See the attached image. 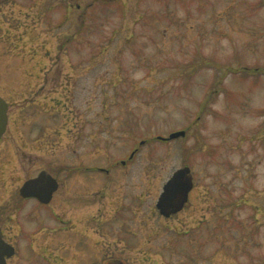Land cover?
Returning a JSON list of instances; mask_svg holds the SVG:
<instances>
[{
	"label": "rangeland",
	"instance_id": "rangeland-1",
	"mask_svg": "<svg viewBox=\"0 0 264 264\" xmlns=\"http://www.w3.org/2000/svg\"><path fill=\"white\" fill-rule=\"evenodd\" d=\"M242 68H264V0H0V96L10 105L0 157L18 159L22 183L75 163L136 173L125 181L142 188L132 226L141 236L97 229L131 249L140 241L138 264H264V74L231 72ZM177 131L187 136L159 143ZM184 166L188 206L165 219L158 197ZM25 203L6 226L13 237L23 225L22 242L58 217ZM73 233L61 232L74 246L66 259L39 239L24 258L80 263L89 246Z\"/></svg>",
	"mask_w": 264,
	"mask_h": 264
},
{
	"label": "flooded vegetation",
	"instance_id": "flooded-vegetation-1",
	"mask_svg": "<svg viewBox=\"0 0 264 264\" xmlns=\"http://www.w3.org/2000/svg\"><path fill=\"white\" fill-rule=\"evenodd\" d=\"M3 151H5L4 148L0 149V153ZM135 151H137L136 147L132 149V152ZM128 158L131 160L129 163L124 160L120 161V164L125 168L130 166L133 161L130 155ZM17 161L16 158L15 165H12L11 161L5 159V157L4 159L0 157V188H2L0 218L3 219L0 228L4 239L15 248V254L7 260V264H11V262H13L12 264L18 262L29 264L27 258L24 257L30 250H34V243L38 239L41 246L38 247L43 251L45 248L50 249L52 243H58L59 246L55 250L59 256L63 257V253L74 248L73 244L68 242L64 236H73L74 241L73 232L75 231H77V235L80 231V241L78 238L77 241L89 246L86 252H77V256L80 255V263L78 264H86L91 255L98 259L96 263L92 261V264H138L137 259L133 261L131 258H133V255H142L143 250L140 248V241H137L138 246L131 249L125 240L111 235L103 238L97 229L105 222H109L111 223L110 230L116 228L121 231V234L126 232L127 235L141 236L137 228L132 230V226L141 217L138 208L143 205L142 188H140V184L137 185L138 181L132 186L125 181L128 177L136 178V173L133 174L131 170L113 171L104 166L75 163L71 169L69 167L63 169L62 167L58 171L49 172L42 168L22 183L21 174L12 169V167L15 168ZM116 163L118 164V161ZM43 171H47L58 182V188L54 192L51 201L46 204L40 202L37 198H23L20 194L22 185L28 180L36 178ZM116 171H121L117 177H115L116 174L112 175ZM123 173H127V175H123ZM141 176L139 175V181ZM19 180L22 184L17 187ZM29 199H34L41 206L53 208L58 213V217L57 219H49L51 226H45L47 230L43 232L44 234L37 236L33 232L28 240L22 238L24 241L22 242L17 238L24 233L23 225L17 223L21 234H13V237L7 236L6 226L14 230L16 224H13L12 220H15V217L11 216L20 211ZM67 204H70L72 209L71 215L68 216L64 211ZM68 224L69 227H67ZM63 231H66L67 234H61ZM33 237L34 240L32 241ZM24 243L25 246H23ZM67 248L69 249L67 250ZM36 252L37 247L35 248ZM45 253L55 255V257L58 256L52 251H46ZM63 258L66 259V257ZM139 264H142V262L140 261Z\"/></svg>",
	"mask_w": 264,
	"mask_h": 264
},
{
	"label": "water",
	"instance_id": "water-1",
	"mask_svg": "<svg viewBox=\"0 0 264 264\" xmlns=\"http://www.w3.org/2000/svg\"><path fill=\"white\" fill-rule=\"evenodd\" d=\"M7 101L0 96V140L5 135L8 128ZM185 131L172 133L170 139L184 137ZM58 188L57 181L46 171L38 177L30 179L23 185L21 195L23 197H36L42 203H49L54 192ZM194 188V177L190 167L176 170L163 187L157 207L166 218L181 212L189 200V194ZM15 254V248L7 243L0 228V264H7V259Z\"/></svg>",
	"mask_w": 264,
	"mask_h": 264
},
{
	"label": "trees",
	"instance_id": "trees-1",
	"mask_svg": "<svg viewBox=\"0 0 264 264\" xmlns=\"http://www.w3.org/2000/svg\"><path fill=\"white\" fill-rule=\"evenodd\" d=\"M260 70H263L264 72V68H261V69H245V68H242V70L240 69H236V70H233L231 72H235L234 74H238V73H242V74H258Z\"/></svg>",
	"mask_w": 264,
	"mask_h": 264
}]
</instances>
